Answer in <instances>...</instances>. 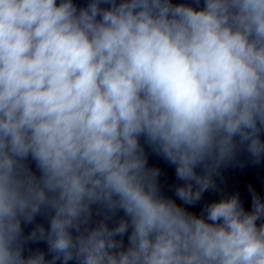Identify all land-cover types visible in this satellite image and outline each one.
Instances as JSON below:
<instances>
[{
    "label": "clouds",
    "instance_id": "clouds-1",
    "mask_svg": "<svg viewBox=\"0 0 264 264\" xmlns=\"http://www.w3.org/2000/svg\"><path fill=\"white\" fill-rule=\"evenodd\" d=\"M262 161L264 0H0V264H264Z\"/></svg>",
    "mask_w": 264,
    "mask_h": 264
}]
</instances>
